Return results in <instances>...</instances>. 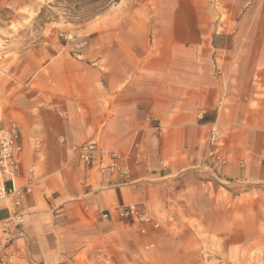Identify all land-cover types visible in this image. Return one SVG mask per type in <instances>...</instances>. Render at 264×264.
<instances>
[{
	"label": "crops",
	"instance_id": "crops-1",
	"mask_svg": "<svg viewBox=\"0 0 264 264\" xmlns=\"http://www.w3.org/2000/svg\"><path fill=\"white\" fill-rule=\"evenodd\" d=\"M81 35L78 53L35 55L31 102L4 117L19 129L12 184L29 191L20 228L5 230L0 200V264H188V238L217 235L221 206L264 202V0H119ZM85 142L124 172L73 155ZM129 204L150 221L122 215Z\"/></svg>",
	"mask_w": 264,
	"mask_h": 264
},
{
	"label": "rangeland",
	"instance_id": "rangeland-1",
	"mask_svg": "<svg viewBox=\"0 0 264 264\" xmlns=\"http://www.w3.org/2000/svg\"><path fill=\"white\" fill-rule=\"evenodd\" d=\"M209 1L218 3V0ZM114 3L83 20L79 19L80 3L68 6L55 0H0L2 119L31 102L35 82L26 75L35 55L55 47L78 53L84 47L81 39L84 28L100 20ZM218 210L223 219L217 235L203 234L197 240L188 238V264H264V202L259 196L246 204L243 199H236L234 210L225 206ZM233 215L236 220L228 221L227 217ZM196 244L202 250L195 252Z\"/></svg>",
	"mask_w": 264,
	"mask_h": 264
},
{
	"label": "built area",
	"instance_id": "built-area-1",
	"mask_svg": "<svg viewBox=\"0 0 264 264\" xmlns=\"http://www.w3.org/2000/svg\"><path fill=\"white\" fill-rule=\"evenodd\" d=\"M18 137L19 129L17 123L14 120L5 121L0 117V200L8 199L12 206L10 214L3 223L5 230L10 226L20 228L23 225L24 216L19 213L18 207L25 193L29 191L28 187L16 189L12 184L13 178L19 167V157L17 153L20 151V146L18 145ZM220 138L221 132L217 124L215 122L210 123L207 127V135L204 144L208 161L206 169L211 172H215L219 166L225 162L219 151L218 142ZM71 150L73 155H76L82 162L88 165L100 166L101 163L99 160L101 156H106L108 158L107 168L109 171L124 170V168L117 163V160L120 158L117 152L105 150L95 142L73 145ZM6 180L10 181L12 184L9 189H6L4 186ZM121 214L133 217L138 222L142 223L150 221V217L147 213L132 204L124 206L121 210ZM106 216L107 213H103V217ZM143 231L144 230L141 229V232Z\"/></svg>",
	"mask_w": 264,
	"mask_h": 264
},
{
	"label": "trees",
	"instance_id": "trees-1",
	"mask_svg": "<svg viewBox=\"0 0 264 264\" xmlns=\"http://www.w3.org/2000/svg\"><path fill=\"white\" fill-rule=\"evenodd\" d=\"M61 1L62 3L71 6L72 4H78V8L81 10L79 19H87L91 15L95 14L99 10L105 8L112 2H117L119 0H55Z\"/></svg>",
	"mask_w": 264,
	"mask_h": 264
}]
</instances>
